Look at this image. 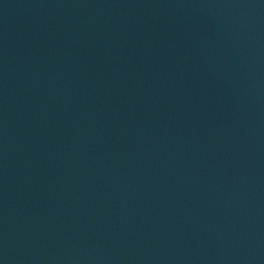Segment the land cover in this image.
I'll return each mask as SVG.
<instances>
[{"label": "water", "instance_id": "water-1", "mask_svg": "<svg viewBox=\"0 0 264 264\" xmlns=\"http://www.w3.org/2000/svg\"><path fill=\"white\" fill-rule=\"evenodd\" d=\"M0 264H90L0 181Z\"/></svg>", "mask_w": 264, "mask_h": 264}]
</instances>
